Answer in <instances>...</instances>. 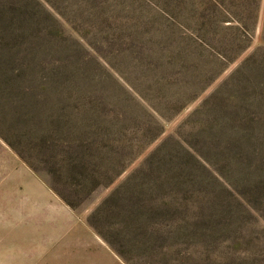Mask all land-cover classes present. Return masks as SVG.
I'll return each instance as SVG.
<instances>
[{
	"label": "rangeland",
	"instance_id": "374dc122",
	"mask_svg": "<svg viewBox=\"0 0 264 264\" xmlns=\"http://www.w3.org/2000/svg\"><path fill=\"white\" fill-rule=\"evenodd\" d=\"M0 264H264V0H0Z\"/></svg>",
	"mask_w": 264,
	"mask_h": 264
}]
</instances>
